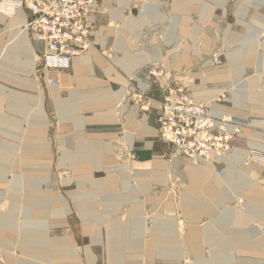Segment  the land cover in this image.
<instances>
[{
  "label": "rangeland",
  "instance_id": "rangeland-1",
  "mask_svg": "<svg viewBox=\"0 0 264 264\" xmlns=\"http://www.w3.org/2000/svg\"><path fill=\"white\" fill-rule=\"evenodd\" d=\"M10 1L0 0V226L11 229L0 264H64L25 246L30 230L68 246L69 264H110V243L119 264H264V0H99L86 61L58 86L40 77L35 34L25 27L21 40L8 24L19 13ZM190 105L206 117L189 118ZM194 126L200 156L174 142Z\"/></svg>",
  "mask_w": 264,
  "mask_h": 264
},
{
  "label": "built area",
  "instance_id": "built-area-1",
  "mask_svg": "<svg viewBox=\"0 0 264 264\" xmlns=\"http://www.w3.org/2000/svg\"><path fill=\"white\" fill-rule=\"evenodd\" d=\"M8 4H11L8 8L11 15L19 11L29 14L26 28L41 43L40 77L50 85H60L74 59L93 45L94 16L98 13L99 0H11ZM187 112L189 118L206 117L202 106L190 105ZM214 126L210 124L211 128ZM194 127L174 142L185 148L190 156H200L206 152L204 135L197 133L198 126ZM192 138H198L200 143L196 145Z\"/></svg>",
  "mask_w": 264,
  "mask_h": 264
},
{
  "label": "bare ground",
  "instance_id": "bare-ground-1",
  "mask_svg": "<svg viewBox=\"0 0 264 264\" xmlns=\"http://www.w3.org/2000/svg\"><path fill=\"white\" fill-rule=\"evenodd\" d=\"M22 12L19 11V13H17V16L14 17V19L11 22H8V24L12 27V28H16L19 29L20 31V36L21 40L22 38L24 39V37H26V35H24V33L26 32L24 30V28L26 27L25 24V19H23L25 16H23L21 14ZM18 40V39H17ZM119 60L121 61L123 66H127L129 63L131 64L132 60V56H128L127 52L124 49H119ZM78 59V60H77ZM76 61H78L79 64H84L86 59L84 57H78L76 58ZM168 113V112H167ZM43 147V146H42ZM30 151L26 154V159H25V164L28 165V167L31 168V170H36L35 169V160H37L36 157H34V154H36L38 152V148H36L35 146L30 147ZM96 150H99V145L96 144ZM36 151V152H35ZM93 151V149H92ZM91 151H88V154H91ZM33 154V155H32ZM87 159L89 161H92L90 163H88V166H85L86 168H92L94 162L98 163L99 162V158H91L87 157ZM82 167V166H81ZM156 169V168H155ZM155 174V173H153ZM190 175L192 178L191 182L194 184L191 185L192 187H198L200 181L202 180V176L201 173L198 170H192L190 172ZM39 176V173L36 171H31L29 172V187H28V191L30 192V195L34 198L39 197L41 198L43 195L41 193H39V190L36 187L35 181L37 179V177ZM35 177V178H33ZM190 182V183H191ZM249 196L255 197V198H259L261 195L258 194L256 191H249L248 192ZM42 214L40 212H37L35 214V216H41ZM10 227L7 226H0V237L2 238L1 242H8L9 240V232H10ZM114 235H111V239H113ZM117 236V235H115ZM208 238V237H207ZM41 239V241L39 242L38 240ZM177 241V238H173ZM25 246H28L29 248H31L32 250H38L40 249L41 251H46V249H51V252L53 253L56 261L58 262H63L64 264H69L70 262V258H71V250L68 246L64 247H58V245L50 240H44L42 239V235H40L39 233H37V231H28V233L25 236V242H24ZM116 246L118 247L119 244H111L109 245L110 250H111V254L109 256V260H110V264H119V259L117 257V254H114L113 251H116ZM59 248V249H58ZM56 250V251H54Z\"/></svg>",
  "mask_w": 264,
  "mask_h": 264
},
{
  "label": "crops",
  "instance_id": "crops-1",
  "mask_svg": "<svg viewBox=\"0 0 264 264\" xmlns=\"http://www.w3.org/2000/svg\"><path fill=\"white\" fill-rule=\"evenodd\" d=\"M21 14H22L23 16H25L23 19L26 20L28 15L25 14V13H21ZM94 17H95V21H96L95 24H96V23H97V18H98V13H96ZM93 36H94V34H93ZM96 38H97V37H96ZM37 41H38L39 46H40V48H41V43L39 42V40H37ZM72 65H74V61H73V64H72Z\"/></svg>",
  "mask_w": 264,
  "mask_h": 264
}]
</instances>
